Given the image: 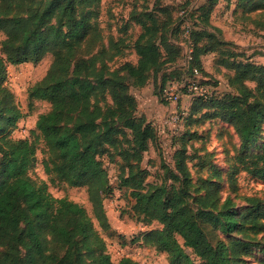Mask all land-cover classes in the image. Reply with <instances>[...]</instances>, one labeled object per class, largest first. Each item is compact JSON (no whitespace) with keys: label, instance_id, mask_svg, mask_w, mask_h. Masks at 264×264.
<instances>
[{"label":"trees","instance_id":"16d2710c","mask_svg":"<svg viewBox=\"0 0 264 264\" xmlns=\"http://www.w3.org/2000/svg\"><path fill=\"white\" fill-rule=\"evenodd\" d=\"M30 1L0 0V31L4 34L0 54V264H114L93 219L100 229H112L104 206L112 186L98 154L106 146H117L123 136L128 145L117 154L126 166L117 186L131 197L130 212L137 222L161 224L133 236L137 244L165 252L172 264H230L244 254L251 241L237 238L230 246L222 240L212 244L202 223L212 221L227 232L242 230L246 221L255 226L264 212L257 198H249L257 203L239 217L232 207L213 209L220 188L217 181L203 182L206 192L192 196L182 147L174 152V168H164L170 182L163 178L145 183L148 172L138 166L142 152L155 142L156 129L143 114H137V99L129 88L144 86L150 74L165 63L161 47L171 52L163 37L165 22H158L154 7L132 12L131 20L141 27L134 41L137 61L123 63L120 69L125 75H119L118 69L111 70L107 64L114 54L111 41L106 48L90 50L95 45L92 39L100 38L97 0H43L39 5ZM215 1L205 0L196 8L201 11L196 28L182 22L183 29L189 28L192 70H202L199 55L208 51L197 46V40L214 36L205 27L219 31L207 22ZM238 11L241 20L264 29V0H238L233 12ZM46 53H51V62L45 74L28 87L27 98L29 104L44 100L49 108L37 114L30 129L33 139L11 137L10 129L23 114L5 83L7 65L37 63ZM222 62L233 69L230 82L236 93L193 96L202 105L209 103L215 117L233 124L244 148L256 140L264 120V65L227 58ZM249 80L256 85L249 86ZM35 139L43 142L46 174L69 186H84L91 214L66 196H53L46 182L30 177ZM239 168L264 179V148L238 154L232 171ZM195 201L200 203L194 206ZM229 202L226 197L222 205ZM116 264L141 263L124 255Z\"/></svg>","mask_w":264,"mask_h":264},{"label":"rangeland","instance_id":"374dc122","mask_svg":"<svg viewBox=\"0 0 264 264\" xmlns=\"http://www.w3.org/2000/svg\"><path fill=\"white\" fill-rule=\"evenodd\" d=\"M42 1L30 2L39 5ZM204 1L193 0V3L184 4V0H97L95 8L98 10L100 38L92 39L91 44L95 45L91 46L90 50L96 51L100 46L106 48L108 41H111V50L114 54L107 64L111 70L118 69L119 75H125L120 66L125 62L136 63L134 41L141 30L140 25L132 21L130 16L132 12L138 14L154 7L153 13L158 22H165L162 32L171 52L168 53L161 47L162 58H167L165 63L150 74L144 86L129 88L137 99V114H143L156 129L155 142L149 144L142 152L138 162V166L148 172L144 182H160L163 178L170 182L164 168H174V152L176 148L182 147L185 151L192 196L203 195L206 192L208 188L204 187L203 182L207 184L210 181H217L220 188L216 191L217 206L213 209L232 207L240 217L257 203L249 200L251 197L257 198L258 203L264 206V179L252 176L240 168L232 171L238 154L254 153L264 148V120L260 124L256 140L241 148L240 138L233 124L215 117L209 103L202 105L196 102L193 95L180 88L177 89L180 96L175 101H168L164 97L165 87H171L170 90L174 91L187 80L207 84L210 92L217 97L226 93H236L235 85L230 82L233 69L222 62L224 58L230 62L248 60L264 65V29L261 30L250 20H241L239 11L233 12L238 0H216L209 8L207 22L218 27L219 31L213 27L209 29L205 27L214 36H203L197 40V46H205L208 51L199 55L202 70L191 69V63L185 53L189 28L186 26L183 29L182 22H189L190 29L196 28L198 24L195 22H201L197 17L201 11L196 8ZM3 37L4 34L0 31V54ZM51 59V53H46L37 63L7 65L5 83L12 91L14 100L23 114L10 129L11 137L33 139L30 129L35 116L48 110L49 104L44 100H33L29 104L27 89L45 74ZM246 83L249 86L256 85V82L251 80ZM126 137H119L117 146H106L105 151L98 154L112 186V192L104 200L105 217L112 229H100L95 219L94 224L103 236L106 250L114 264L126 254L138 258L142 264H172L165 252L157 251L151 246L139 245L133 239L141 230L160 227L161 224L155 220L149 225L137 222L130 212L131 197L117 186L118 176L126 166L117 152L121 147L128 145L124 140ZM35 140L34 160L28 170L30 177L37 182H46L53 196H66L82 205L91 214L84 186H69L46 174L43 167L45 156L43 142L41 139ZM194 186L199 188L194 189ZM226 197L230 198V202L224 206L222 204ZM198 203L200 201H195L193 205L196 206ZM208 207V204L204 206L205 209ZM257 221L258 224L255 226L246 221L242 230L234 229L229 232L221 230L220 226L212 221H206L202 226L212 244L222 240L230 246L237 238L251 241L249 249L244 254H239L230 264H264V212L258 216ZM186 251L189 252V248H186Z\"/></svg>","mask_w":264,"mask_h":264},{"label":"built area","instance_id":"2783aa9c","mask_svg":"<svg viewBox=\"0 0 264 264\" xmlns=\"http://www.w3.org/2000/svg\"><path fill=\"white\" fill-rule=\"evenodd\" d=\"M189 1H193V0H189ZM187 54L186 58L189 60L190 59V48L187 47L186 49V52ZM194 71H197V69H193ZM171 87H165L163 89L164 91V97L166 100L168 101H175L179 96H180V91L179 93L177 92V89L180 88L182 89L183 91L191 94V95H197V96H203V97H206L207 95H210L211 92H210V88L207 86V84H204V83H199V82H196L194 80H187L185 82H182V84H180L178 87H176L174 89V91L170 90ZM179 90V89H178ZM124 256V255H122ZM126 256H130L134 259H137L141 264L142 262L136 258V257H133L129 254H126Z\"/></svg>","mask_w":264,"mask_h":264},{"label":"crops","instance_id":"0c3cea01","mask_svg":"<svg viewBox=\"0 0 264 264\" xmlns=\"http://www.w3.org/2000/svg\"><path fill=\"white\" fill-rule=\"evenodd\" d=\"M36 117H37V116H35V119H36ZM35 119H34V121H33V126H34ZM33 126H32V127H33Z\"/></svg>","mask_w":264,"mask_h":264}]
</instances>
